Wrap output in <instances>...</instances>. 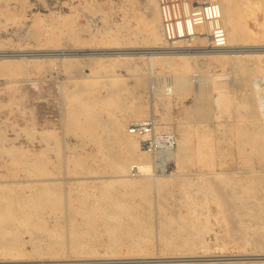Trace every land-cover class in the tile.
<instances>
[{"label": "rangeland", "instance_id": "rangeland-1", "mask_svg": "<svg viewBox=\"0 0 264 264\" xmlns=\"http://www.w3.org/2000/svg\"><path fill=\"white\" fill-rule=\"evenodd\" d=\"M133 2L137 3V13L141 16V18H133L131 21L135 35L130 39H124L123 36H120V41L115 43L112 42V40H114L117 33L115 28L116 25H123L124 18H132L133 16L134 11L128 0H0V130L2 129L5 131V139L0 142V181L3 183L0 184V191L9 189L11 185L17 186L24 191L25 194L24 197L18 199L19 205H28L29 203L36 202V200L39 201L37 197L35 199H30L34 189H37V185L46 184L50 182V180H53L55 184L64 185L63 183L66 177V190H73L69 195L70 207L67 210L60 208L53 210L47 208L43 210L41 205H37V207L42 210L43 220L48 226L51 225V228H54L56 231L59 230V232L68 229L73 235L79 234L81 238L80 241H82L78 244L79 247H77L74 242L70 243V252L68 254L66 253L67 255H26L14 258L12 256H4L0 252V264H264L258 263L264 260L252 259L253 257H260L261 254H264V248L259 244V225L248 215L251 209L250 211L248 210L247 215L238 216L236 210L233 211L232 209H228L225 203L227 199L228 201L236 199L235 196H232L234 193L225 198L226 196H222L218 190L214 189V183H222V180L226 181V186H228V184H235V182H238L241 186H249V184L254 182L255 176H259L261 173V164L255 153L250 160H241L238 152L239 150L234 145V142L231 145L229 142L224 141V128L226 127L225 125H220L232 121L231 125L235 127L238 124L245 123L246 120L240 119V114L238 113V111L247 108V103L241 97H243L245 92H250V81L263 75L264 51L261 52L250 49L255 48L250 47L255 44L253 39H248V41H244L240 45L231 43L232 49L239 48L241 50V53L235 52L237 55L234 52H223L224 55L232 57L231 59L238 60L242 64V70L237 71L235 69L236 71L234 72V68H232L230 64H219L212 59V55L215 53L211 54L209 51L218 49L211 47L212 40L211 42L199 40V37H203L202 33H206L205 29L202 28L205 22L196 27L192 25V30L191 27H189L191 25L188 16L190 13V6L188 3H184V9L187 14V19L184 21L188 23L187 26L189 30L186 32L185 26H179L180 35H177L176 32L175 35H173L174 23L170 21L173 20L172 14L174 19L178 17V20H181L179 11L180 4L178 2L163 3L161 0L164 16H167L166 12L168 13V17H165L168 21H165H167V24L170 23L167 26V37L169 35L168 31H170V38L168 37V39L171 40L181 37L182 35H188L182 37V39L180 38V40H186L185 42L175 44V47H178L177 49H170L174 50L173 52H175V50H186L187 52L168 54L165 56L163 64L171 66L169 64H174L177 59L176 56H179L177 60L178 62H182L183 70L187 72L186 77L191 89L184 93L179 92L180 94L171 92V94L162 95L160 94L162 89V92H164V90H173L174 86L179 84L178 74L170 73L164 76L162 67L156 66L154 63L151 64L148 55H130L129 57L123 58L110 54L114 53V51L123 52L124 50L132 52L157 50L158 47L163 45L160 36L157 38L149 35V29L145 23H142L143 26L139 28L140 20L146 19L145 21L147 22V16L149 15L146 3L143 0H133ZM165 3H167V5H165ZM185 4H187L188 11L185 8ZM199 4L203 5L202 3ZM237 9L238 15L241 17L242 21H247L248 26L255 32H258L259 27L255 23L253 16L248 15L247 0H237ZM117 10L119 11L117 12ZM194 10H197L196 6H193V11ZM263 15L262 12L259 13L260 20L263 19ZM67 20H70L69 28ZM39 24L41 25L38 26ZM178 25H180V22H178ZM73 30L78 34V36L76 35V39H71L72 37L69 31ZM121 30L126 34L123 27ZM194 32L195 34H193ZM205 36L206 35H204V37ZM247 43L249 44L247 45ZM242 49L244 51H242ZM227 50H229V48H225V50L223 49L222 51ZM72 63L80 64V66L76 65L71 68L69 65ZM180 65L181 64L178 66ZM248 65H252L256 68L259 75L258 73H253L250 76L251 78L249 77L248 79V81L250 80L249 83L246 81L244 86L241 85L240 87L239 81L235 80L238 79L241 73L245 72V67ZM127 68L129 69L127 70ZM218 73H223L224 76L222 78L225 79V82L227 81L226 83H229L227 86L230 88L228 89L231 102L227 107H223L222 105V98L224 97L223 92L216 89L214 81L210 79L211 76ZM202 74H206L210 78L208 79L207 77L203 80V77H201ZM168 75L170 76L168 77ZM165 77H167V82L165 81ZM96 81L103 82V85H106V83L111 84L113 82H118L126 87H131L132 90L134 89L133 91L131 90L130 93L125 91L129 108H127L125 112L123 111L116 114H112L109 110L104 109L107 103L113 102V95H108L106 93L107 91L105 88L107 86H105L103 90H100V94H98V101L100 103L94 102L92 105L94 106L93 109H96L99 114V117L95 118L92 113L85 111L83 99L86 97L87 100L94 101L95 96L90 93L89 95L78 96V98L74 91H76L75 89H77L79 84H88ZM233 81H235L234 84ZM167 85L169 89L166 87ZM66 91L72 92L68 93ZM135 93L139 96H135ZM137 104H141L147 111L145 119H147L148 124H146L149 129H153L151 132L157 135L154 140H157L159 137L161 139L160 145L158 144L159 148L155 151L156 158L154 157V161L156 162L154 163L157 166L154 165V168L157 171L166 168L165 157L168 141H171L173 138H175L176 141H181L183 138V129L180 123L182 122L187 126L193 125L190 121L191 118L188 116L187 109H191L192 107L194 109V107L197 106L199 109H201V107L204 109V111L203 109L201 110L203 114L206 112L204 118L208 120L207 122L202 121L200 123V125H202L197 127L198 131L209 135V139H211L214 145L219 144V146H215V153L217 154L216 160L210 167H207L204 162L194 161L192 163L193 166L186 170L188 177L184 188H178L177 182L174 184L176 185L175 188H171L172 192L161 194L156 191L154 200L150 204L147 203L143 195H141V197L129 196V194H127L128 187H121V185L117 184L112 185L113 188H120L119 193H122L119 195L121 198L131 199L132 197L134 198L133 201L138 205V208H144L145 206L144 209L146 213L149 212L147 215H143L141 211L137 212V214L142 216L145 220H151L152 224L154 223L153 232L155 235L153 234V239L149 242L143 240V236H139L137 233H130V231H128V233L122 232V234L119 235L120 237L111 236L108 231V221L116 225L114 227H116L117 233L121 232L122 223L125 222L122 218L108 220L103 214L101 204L102 189L97 185L98 182L104 185L112 184V171L109 166L112 160L111 152L112 150L115 151L119 157L123 155L122 152L124 149L123 144L121 143V145L117 139V130L111 128L112 125L103 126L102 123L105 122V119L107 120L106 122L111 124L112 121L114 122L118 119L122 121L129 118L133 122H138L135 126H141L143 124L141 119L144 115H137L138 118H135L134 116L136 115L131 111V108ZM78 106L80 108H78ZM222 111L229 114L231 113V120L224 122L223 119L220 118V114L223 113ZM28 127L36 128L37 133L35 137H30V134L26 132ZM121 127L120 131L122 129L126 133L135 130L133 129L134 127H131L129 131L128 127ZM197 128L195 131H197ZM45 132H52V134L46 137L43 135ZM158 132L159 134H157ZM39 133L42 135L40 136ZM73 133L77 136L73 135ZM131 133L133 134V132ZM167 135H169V137ZM230 137L233 136L231 135ZM192 139L195 145L194 147H198L200 142L199 138L194 135ZM59 140L65 142L64 146L66 148L64 147L63 150ZM176 145L175 143L174 151H177ZM224 148L225 150H223ZM14 149L19 156L25 154L30 156L33 160L37 159L36 161H47L45 165L36 163V171L43 169L44 171H41V174L28 176L27 170L24 168L20 169L22 168L20 165L18 166L19 170L16 172L9 170L8 166L12 163V155L7 152L10 150L13 151ZM249 149L250 148H247V150ZM74 150L77 154H75ZM62 156H65L64 159L67 161V167L64 169L59 168L58 170L55 166H60ZM122 157H124V155ZM221 159L228 165L222 167L220 162ZM82 162H85L86 165L89 164L88 167L93 165V167L87 170L88 174L80 173L79 175V170L82 171L81 167H79L83 164ZM136 167L137 166L134 168L136 169ZM173 169H176L174 165ZM46 170L49 171V174L46 173ZM221 172H225V174L221 176L223 179L219 176H215ZM105 177L107 178L105 179ZM230 177H234V180ZM29 179L32 181L25 182V180ZM14 180H18L19 183L11 184V181L13 182ZM207 180L208 182L209 180L211 181L208 183ZM91 182L92 184H89ZM259 186L263 188L264 184H260ZM122 189L125 190L123 191ZM80 194L87 195V198L92 200L95 205L93 210L95 212L94 216L97 217H94V220H88L83 214L82 210L85 208V204L82 203ZM250 196V199L253 200L254 198L255 200H251L253 202V207H257V205L260 207L262 205L264 200L261 198L259 192L253 191ZM0 200L2 199L0 198ZM95 200H97L98 203ZM221 200H223V202ZM140 202L141 205L143 202L145 203L141 206L138 204ZM188 202L190 203L188 204ZM25 209L36 210L33 207H27ZM171 210L173 212L178 211V221L181 223L185 222V226L192 229V231L194 230L193 239L189 241L186 240V243L184 242L185 245L181 247L185 249L186 246L191 244L192 249L190 248V250L186 251H173L170 248L171 244L165 239L164 233L166 231L171 232L173 226H175V224H173L174 221L170 222L173 226H167L163 223L165 219L169 221V219L174 218ZM159 216L164 220L158 218ZM56 218L59 221H57ZM238 218L247 220L245 223H242L244 221L240 222L238 229L234 230L232 225ZM145 220L139 219L135 227L146 230L147 224ZM228 221L231 223L229 224ZM33 222L36 224V217L33 218ZM74 222L76 223L73 224ZM99 223H103V225H99ZM56 226L58 229H56ZM101 228L102 230L104 229V231H102ZM100 230L101 232H99ZM123 234H125V236H123ZM98 235L99 237H97ZM101 235H103V238ZM21 237L23 239L25 238L24 241L30 240L28 234ZM43 238L47 239L45 233H43ZM125 238L127 240H125ZM161 244L165 246V249L160 248ZM149 245L151 246L149 247ZM21 246L22 250L24 249L27 253H32L34 250L33 243L24 244V242L21 241ZM41 248L45 250L47 248V243H42ZM136 248H138V250ZM175 256L178 257L176 258ZM181 256L182 258H180ZM180 259H186V262L177 261ZM187 259L190 261H187ZM139 261H144L145 263H139Z\"/></svg>", "mask_w": 264, "mask_h": 264}, {"label": "bare ground", "instance_id": "bare-ground-1", "mask_svg": "<svg viewBox=\"0 0 264 264\" xmlns=\"http://www.w3.org/2000/svg\"><path fill=\"white\" fill-rule=\"evenodd\" d=\"M143 1L146 3L147 9L149 10V15L147 16V22L145 21L146 19L140 20L139 28H141L143 26L142 23L143 24L145 23L147 28L149 29L148 30L149 31V35H152V36L157 37V38L160 36L162 38L163 45L161 44L162 46H160V47L157 46L158 47L157 50H155V49L151 50V51L143 50V51H140V52H132V51L124 50L123 52H121V51L120 52H115L114 51V53H110V54H113L114 56L115 55L121 56L123 58L129 57L130 55H143V56L144 55H148V57H149V59L151 61V64L154 63L156 66H161L162 67V73H163L164 76H167V74H170V73L178 74L179 81H180V82H178L179 84L177 83L178 85H175V86L173 85L174 86V89L172 88L173 90H169V91H167V90L165 91L164 90V92H162L163 91V89H162V91H160L161 92L160 94H162V95L171 94V92L180 94L179 92H183L184 93V92H187V91L191 90L189 82H188L187 77H186V73L187 72L183 70L182 62H180V61L178 62V60H177L179 56L178 57L176 56V58H177L176 62L178 64L176 62L175 63L173 62L174 64H169L171 66H167V65L163 64L166 55L173 54V53H177L178 54V53H186L187 52L186 50H181V51L180 50H175V52H173L174 50H170V49H172V48H176L177 49L178 47H175V44L176 43L185 42L186 40H180V38L182 39V37H186L188 35H182L181 37L169 40L168 37H167V26L170 23L167 24L168 20L165 19V17H168V13L166 12L167 16H164L163 6H162L161 0H143ZM212 1L214 2L213 4H215V3L217 4L218 11H219L218 12V14H219L218 23L220 25H223L222 27L227 32V37H228L227 38V48H229V50H227V51H222L223 49H213V50L209 51L211 54L215 53V54L212 55V59L214 61L218 62L219 64H223V65L230 64L231 67L234 68V72L236 70L237 71L242 70V64L238 60L231 59L232 57H228L227 55H224L223 52H230V53L231 52H234V53L235 52H240L241 53V50L239 48H235L234 47L235 49H232L231 48V43H235L236 45H240L242 42L248 41V39H253L254 42H255L254 45L250 46V47H255V48H250V49H255V50H258V51H261V52L264 51V15H263V19L262 20H260V18H259V13L262 12L264 14V0H247L248 15L253 16L255 23L259 27L258 32H255L254 30H252L248 26L247 21L246 22L242 21L241 17L238 15L237 0H212ZM128 2H129L131 8L134 11L133 12V16H132V18H124V24L123 25H120V24L116 25L115 28H116V32L117 33L115 35L114 40H112V42L118 43L120 41L119 39L122 36H123L124 39H130V38H132L135 35V31H134V29H133V27L131 25V21H132L133 18H138L139 19V18H141V16H140L139 13H137V3L133 2V0H128ZM115 6H116V4H115ZM185 8L188 11L187 4H185ZM118 11L119 10H117V12ZM165 20H167V21H165ZM69 22H70V20H67L68 28L70 27V23ZM40 25L41 24H39L38 26H40ZM122 27L126 31V34H124L122 32V30H121ZM210 27H211V24L209 22H205L204 23L202 28L205 29L206 33H204V32L202 33L203 37H199L200 41H209V42H211L212 38H211V34H210ZM69 32H70V36L72 37L71 39H76V35L78 36L76 31L73 30V31H69ZM193 34H195V32ZM204 35H206V36L204 37ZM248 44L249 43H247V45ZM244 46H245V44H244ZM243 49H242V51H244ZM118 50H119V48H118ZM107 53H108V51H107ZM206 53H208V52H206ZM110 54H108V55H110ZM99 56H100V54H99ZM104 56H105V54H104ZM191 56H193V55H191ZM172 57H174V56H172ZM170 60H172V59H170ZM248 60H250V59H248ZM171 63H172V61H171ZM179 64H181V65L178 66ZM256 64H258V63H256ZM76 65L80 66V64L78 65V64H75V63H72L69 66L71 68H73ZM252 65L246 66L244 73H241L240 75L238 73V75H239L238 79L235 80L234 79L235 76L233 77V79L235 81H239L240 87H241V85L244 86L246 81L249 83L250 80L248 81V79L253 73H258L256 68H254ZM244 66H245V64H244ZM228 67H229V65H228ZM128 69L129 68H127V70ZM258 75H259V73H258ZM169 76L170 75H168V77ZM223 76H224L223 73L222 74L218 73L216 75L214 74L213 76H211V78L209 76H207L206 74H202L201 75V77H203L202 78L203 80H204V78H207V77H208V79L209 78L212 79L214 81L215 85H216L215 88L218 89L220 92H223V94H224L223 96L224 97L222 98V105H223V107H227L229 105V103L231 102L230 101L231 98H230V95H229V89L230 88L227 86L229 83H226L227 81L225 82V79L222 78ZM263 76H264V72H263V75L259 76L257 79H255V78L253 79V77H252L253 80L250 81V92H245L243 97H241L239 95L247 103V108L238 111V113L240 114L239 118L243 119V120H246L245 123L238 124L235 127H234V125H231L232 121L230 123H224V124H221V125L219 124L220 126L225 125L226 128H224V141L225 142H229L231 145L234 142V145L239 150L238 152H239V156H240L241 160H247L248 161V160H250L253 157L252 155L255 153V155L257 156V158H258V160H259V162L261 164L260 165L261 173L259 172L260 175L259 176H255L254 182H252L251 184L248 183L249 186H246V185L245 186H241L238 182H235V184H232V185L228 184V186H226V181L222 180V183H216V184L214 183V187H215L214 189L218 190L222 194V196H224V197L226 196L225 198H227L228 195H232L234 193L232 196H235L236 199H234L232 201H230V200L228 201V199L227 200L225 199L226 200L225 203H226L228 209H232L233 211L236 210L238 216L247 215L248 210L250 211V209H251V211L248 213V215L251 216V218L254 221H256V223L259 225V230H258L259 231V234H258L259 235V244L264 248V201H263V203H262V205L260 207H258V205H257V207H253L252 206V204H253L252 201L254 200V198H253V200L250 199V197L253 195L252 194L250 196V194H251V192L254 191V192H259V194L261 195V198H263V200H264V187L260 188V186H259L260 184H264V121H263L264 120L263 119L264 116L262 115L261 110L259 108V105L257 103V96H258V92H259L258 81L260 79H262ZM166 78L167 77H165V81H166ZM163 80H164V78H163ZM228 81H230V80H228ZM235 81H233V84H234ZM149 83H150V81H149ZM210 83H212V82H210ZM129 84H131V83H129ZM105 86H107L105 88V90L107 91L106 93L108 95L109 94L113 95V102L112 103H107L106 106L104 107V109L109 110L110 112H112V114L113 113L116 114V113L123 112V111L125 112V110L127 108H129L128 107V103L126 101L127 97L125 95V91L130 93L131 90H132L131 87H126L125 85L120 84L118 82H113L111 84L110 83H106V85H103V82H99V81L88 83V84H79L77 89H75L76 91L73 90L77 97L78 96H85L86 94L89 95L90 93L95 96L94 101H89V100L86 99V97H85V99H83V104H84L83 106H84L85 111L92 113L95 118L99 117V114L97 113L96 109H93L94 106H92V105H93L94 102L100 103L98 101L99 100L98 99V96H99L98 94H100V90H103ZM166 87H168V85ZM170 88H171V86H170ZM231 88H232V86H231ZM168 89H169V87H168ZM235 89H236V86H235ZM66 92H68V91H66ZM71 92H68V93H71ZM135 92H136V90H135ZM135 96L138 97L139 95H136V93H135ZM139 99H140V97H139ZM199 105H200V103H199ZM195 106H197V105H195ZM78 108H80V107L78 106ZM69 109H72V108H69ZM131 109H132L131 110L132 113L134 115H136V116L133 115L135 118L136 117L138 118L137 115H142L143 114L144 116H142L143 118L141 119V121H143L142 122L143 125H147L148 124L147 123V119H145L146 116H147V115H145V114H147V111L144 109V107L141 104H137V105L133 106ZM201 109H203V108L201 107ZM201 109H199L198 106L194 107V109H193V107L191 109H187L188 111L185 109L187 111V113H188L189 118H191L190 121H191V123L193 125L192 126L191 125L187 126V125L183 124L182 122L180 123V126L183 129V138H182L181 141L180 140L176 141L175 138L171 139L172 137L170 138L171 141L170 140L168 141L167 149H166V151H167L166 157H165L166 158V160H165L166 161L165 162L166 168L161 170V171L160 170L157 171L154 168L156 166L155 165L156 162L154 161L155 151L154 150H149V148L145 145L146 144L145 141L148 139L149 134L140 133V132H136V131H135L136 133H133V134L131 133L132 131L126 133L122 129L120 131V127L121 126L124 127V128L128 127L129 128L128 131H129L130 128L133 127L131 125L138 124V122H136V121L133 122L129 118H126V119H124L122 121H120L118 119L119 120V121L117 120L118 122L116 120L114 122L112 121L111 124L106 122L107 120L105 119V122L102 123L103 126H105V125L111 126L112 125L111 128H113L114 130H117V134H118L117 135V139H118L119 143L120 144L122 143L123 146H124V149H123V152H122L124 157H122L123 155L121 156L120 154H119L120 156L118 157L117 156L118 154L115 151H113V150L111 152L112 160L109 163V166H110L111 171H112V177H111V179H113L112 184H109L110 185L109 186V185H104L101 182L97 183V185H99L100 188L102 189V203L101 204H102V212H103V214L107 217L108 220L109 219L112 220V219H115V218L116 219L117 218H122L124 220V222H125V223H122L123 226L121 228L122 229L121 232L117 233L116 232L117 231L116 227H114L116 225H114L112 222L108 221V228H109L108 231L110 232L111 236L118 237L120 234H122V232L128 233V231H130V233L131 232L133 234L137 233V234H139V236H143V240H147L148 242L150 240H152L153 239V234H154V232H153V224L154 223L152 224L151 220H145L142 216H139L137 214L138 211H141V213L143 215H147L149 212L146 213V210L144 209L145 206H144V208H138V205L135 203V201H133L134 198H132V197H134V196H137V197L140 196L141 197V195H143L144 198L147 200V203L150 204L154 200V195H155L156 191L160 192L161 194H165V193L167 194L168 192L171 191V188L172 189L175 188L176 185H174V184L177 183V182H178V185H177L178 188L179 187L184 188L186 180H187V177H188V174L186 173V170L189 167L193 166L192 163L194 161H196V162L197 161L198 162H204V163H206L207 167H210L211 164H213L215 162L216 157H217V154L215 153V151H216L215 146H219V144L218 145H214V143L211 141V139H209V135H207L206 133L199 132L198 128H197V127L202 125V124L200 125V123L202 121L207 122V120H208L207 118H204V114L206 112L203 114L204 109H203V111ZM126 116H128V115H126ZM131 116H132V114H131ZM262 116H263V118H262ZM128 117H130V116H128ZM134 117H133V119H134ZM217 117H219V116H217ZM220 118H222L224 122L225 121L227 122V121L231 120L232 115H231V113L229 114L227 112H223V113L220 114ZM141 121H140V124H141ZM188 122H189V120H188ZM147 127L148 126H146L145 128H147ZM196 128H197V131H195ZM202 128H203V126H202ZM155 129H157V128H155ZM151 130H153V129H151ZM108 131H109V129H108ZM26 132L28 134H30V137H32V138L35 137L36 133H37L35 127L34 128H32V127L29 128L28 127ZM54 133H57V132H54ZM211 133H213V132H211ZM51 134H52V132L43 133V135H45L46 137L51 136ZM157 134H159V132ZM39 135L41 136L42 134L39 133ZM73 135H75V134L73 133ZM194 135L196 137H198L199 141H200L198 147H196V148L194 147L195 145L193 144V139H192L194 137ZM229 135L230 136L232 135L233 137H230ZM75 136H77V135H75ZM167 136L169 137V135H167ZM104 137L106 138L105 135H104ZM42 138H43V136H42ZM4 139H5V131L1 129L0 130V142H2ZM106 140H105V142H106ZM65 141H66V139H65ZM60 142H61V146H62V150H63L64 147H65L64 146L65 142H63V140H61V141L59 140V143ZM175 143L177 144L176 145L177 146V151H174ZM114 144H115V142H114ZM110 145H113V144H110ZM107 147H108V145H107ZM118 148H120V147H118ZM194 148H195V150H194ZM247 148H250V149L247 150ZM72 149H75V148H72ZM72 149H71V151H72ZM104 149H105V147H104ZM223 150H225V148ZM15 151H16L15 149L13 151L10 150L9 152L6 151L10 155H12L11 156L12 157V163L10 164V166H8L9 170H12V171L16 172L17 170H19L18 166L20 165V167H22L20 169L24 168V169L27 170V175L28 176H34V174H41V171H44V169L40 170V171H36V163H39L41 165H45L47 163V161L46 162L44 160L43 161L42 160L41 161H36L37 159L33 160L30 156H27L25 154L24 155L22 154L21 156H19L18 154H16ZM74 152H75V150H74ZM138 152H140V153H138ZM159 153H160V151H159ZM75 154H77V153L75 152ZM92 154H93V151H92ZM219 154H221V153H219ZM232 154H234V153H232ZM64 157L62 156L60 166H55L58 170H59V168H63L64 169L65 167H67L66 166L67 165V161L64 159ZM85 158H86V156H85ZM47 160H49V159H47ZM85 160H87V159H85ZM70 162H72V161H70ZM220 162H221V166L222 167L228 165V164H226V162L223 159H221ZM82 163L83 164L81 166H79L82 169V171L79 170V175H80V173L88 174L87 170L90 167H93V165L92 166L90 165V167H88L89 164L86 165L85 162H82ZM240 163H241V161H240ZM173 165L176 168L175 170L173 169ZM245 165H247V164H245ZM135 166H137L136 169L134 168ZM246 167H248V166H246ZM252 168H253V165H252ZM107 169H108V167H107ZM157 169H160V168H157ZM257 169H259V168H257ZM104 170H106V169H104ZM73 171H75V170H73ZM76 171H78V170H76ZM243 172H244V170H243ZM46 173L49 174V171L46 170ZM128 173H130V174H128ZM224 174H225V172H221V173H219V174H217L215 176H219L221 179H223L221 176L224 175ZM197 175H200V174H197ZM234 177H230V178L234 180ZM86 178H88V177H86ZM95 178H97V177H95ZM106 178L107 177H105V179ZM61 179H63V178H61ZM27 181L31 182L32 180H30V179L29 180H25V182H27ZM66 181L67 180H66V177H65V180H64V183H63L64 185L55 184V183H53V180H50V182H52V183L48 182L46 184L37 185V189H34L33 193L31 192L32 196L30 197V199H35L37 197L39 199V201L36 200V202L29 203L28 205H21V204L19 205L18 199L20 197L22 198V197L25 196L24 191H22L19 187L11 185V187L9 189H6V190L3 189V190L0 191V198L2 199V200H0V252L2 253V255H4V256H12L14 258L23 257V256H26V255H31V256H36V255H39V256H42V255L53 256V255H55L56 256V255H59V254H66V253L68 254L70 252V249H69L70 243H72V242H74V244H76L77 247H79L78 244H80V242H82V241H80L81 238H80L79 234H74L73 235V233L70 230H68L67 228H66L67 230L61 231V232H59V230L56 231L54 228H51L50 227L51 225L48 226V224L43 220V213H41L42 210H40L37 207V205H41L43 207L42 208L43 210L44 209L46 210L47 208L49 210L58 209V208L67 210L70 207V205H71V203L69 201V195L73 192V190H68V191L66 190V187H65ZM210 181L211 180H209V182ZM20 182H22V181H20ZM207 182H208V180H207ZM12 183L14 184V183H19V182H18V180H14L13 182L11 181V184ZM0 184H3V183L0 181ZM89 184H92V182L89 183ZM114 184L121 185V187H128L127 194H129V196H132L131 199H129V198H121L119 194L122 193V192L119 193L120 188H116V187L113 188L112 185H114ZM212 184H213V182H212ZM122 190L124 191L125 189H122ZM182 193H183V191H182ZM221 194H220V196H221ZM80 195H81V198H82V203L85 204V208L82 210L83 214L85 215V217L88 220H90V219L94 220L95 212H94L93 209H94L95 205L93 204L92 200H89L87 198L88 197L87 195H84V194H80ZM95 201H97V200H95ZM221 201L223 202V200H221ZM21 202H23V201H21ZM74 202H75V200H74ZM222 202H219V203H222ZM97 203H98V201H97ZM143 203H145V202H143ZM143 203H142V205H143ZM189 203L190 202H188V204ZM23 204H25V203H23ZM138 204L141 205V202L138 203ZM27 207H33L36 210L34 211L33 209H30V210L29 209H25ZM164 207H166V206H164ZM192 210H194V209H192ZM174 212H173L174 218L169 219V221H167L166 219L165 220L162 219L160 216L158 217V218H161L162 220H164L163 223H165L167 226H173L170 223L172 221H174L173 224H175V226H173V229L171 230V232L170 231H166L164 233V237L171 244L170 248L173 251H176V250H180V251L190 250V248L192 247L191 244L186 246L185 249H183L181 247H183L185 245L186 240L189 241V240L193 239V236H194L193 231L194 230L192 231V229H190L189 227L185 226V224H184L185 222L184 223L179 222L178 219H177V216H178L177 212L178 211L175 212V213ZM230 214H231V212H230ZM48 216H49V214H48ZM70 216H72V215H70ZM226 216H227V214H226ZM35 217L37 218L36 224L33 222V218H35ZM55 217H57V216H55ZM65 218H66V215H65ZM139 219L145 220V222L147 224L146 225V230L135 227L138 224ZM148 219H150V218H148ZM228 220H229V218H228ZM246 220L247 219H243V220L239 219V218L236 219V221L232 225L234 230L238 229L240 222L244 221L242 223H245ZM57 221H59V220L57 219ZM64 221H65V219H64ZM75 223L76 222H74L73 224H75ZM228 223H229V221H228ZM78 225H79V223H78ZM99 225H103V223H99ZM195 226H198V225H195ZM58 227L56 229H58ZM240 228H242V227H240ZM158 229H159V227H158ZM80 230H82V229H80ZM101 230H102V228H101ZM101 230L99 232H101ZM102 231H104V229ZM243 231H244V229H243ZM43 233H45L47 235V239L43 238ZM25 234H28L30 236V240H28V241L25 240L24 241L25 238L23 239L21 236H23ZM233 235H234V232H233ZM101 236L103 238V235H101ZM123 236H125V234H123ZM97 237H99V235ZM162 238H163V235H162ZM84 239H85V237H84ZM135 239H137V238H135ZM125 240H127V239L125 238ZM21 241H23L24 244L33 243V245H34L33 252L32 253H27L24 249L22 250ZM42 243H47V248L45 250L44 249L42 250V248H41V244ZM150 246L151 245H149V247ZM160 248L165 249V246L161 244ZM136 249L138 250V248H136ZM180 258H182V256ZM252 259L253 260L254 259L264 260V254H261L260 257H253ZM223 260H225V259H223ZM177 261L186 262V259H180V260H177ZM187 261H190V260L187 259ZM141 262L145 263L144 261H141ZM141 262L139 261V263H141ZM149 262H151V261H149ZM219 262H221V261H219ZM258 263H264V261H260ZM208 264H219V263H208Z\"/></svg>", "mask_w": 264, "mask_h": 264}, {"label": "built area", "instance_id": "built-area-1", "mask_svg": "<svg viewBox=\"0 0 264 264\" xmlns=\"http://www.w3.org/2000/svg\"><path fill=\"white\" fill-rule=\"evenodd\" d=\"M162 2H178L180 4L179 11H180V19L178 20V17L176 19L173 18L172 14V21L171 23H174V31H172V34L175 35V32L177 35H180V29L179 26H185L186 32L188 29L187 22L184 21L187 19V14L184 9V3H188L190 6V13H189V21H190V27L192 30V25L195 27L202 24L203 22H209L211 24V38H212V46L218 49H225L227 48V36L226 31L218 23L219 20V14H218V7L217 4H213L214 2L212 0H162ZM199 3H203V5H200ZM167 5V3H165ZM193 6L197 8V10L193 11ZM170 8V7H168ZM171 10V9H170ZM172 13V10H171ZM178 22H180V25H178ZM184 24V25H183ZM181 28V27H180ZM168 37L170 38V31ZM189 33V32H188ZM183 34V33H182ZM193 36V35H192ZM259 86V92L257 96V103L259 105V108L261 110L262 115L264 116V76L262 79L258 81ZM147 125H141V126H133L135 130H131L133 133L140 132V133H147L150 134L148 139L145 141V145L149 148V150L157 151L159 148L158 144L160 143V137L155 138V134L151 133V129L149 127L145 128ZM149 129V130H147ZM136 131V132H135ZM160 145V144H159Z\"/></svg>", "mask_w": 264, "mask_h": 264}]
</instances>
